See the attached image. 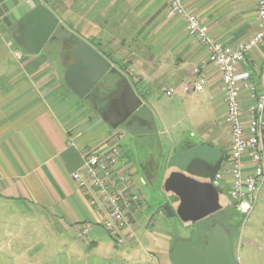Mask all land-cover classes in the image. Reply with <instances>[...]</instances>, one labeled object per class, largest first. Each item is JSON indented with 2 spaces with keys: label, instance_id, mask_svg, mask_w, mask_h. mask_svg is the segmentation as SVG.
<instances>
[{
  "label": "crops",
  "instance_id": "0c3cea01",
  "mask_svg": "<svg viewBox=\"0 0 264 264\" xmlns=\"http://www.w3.org/2000/svg\"><path fill=\"white\" fill-rule=\"evenodd\" d=\"M35 1L69 35L112 62L114 70L93 96L117 99L128 82L143 104L123 124H111L91 98H78L65 84L68 66L56 50L35 55L14 49L12 28L0 19V264H172L175 244H195L194 227L221 213L234 239V200L228 185L213 184L231 154L221 73L208 63L207 47L186 31L185 19L172 14L166 0ZM184 1L223 45L248 41L256 30L255 0ZM15 51L23 54L21 62ZM245 69L255 84L262 83L264 43ZM200 80L204 88L196 91ZM187 87L191 93H185ZM171 88L175 93L169 95ZM242 101L246 108L248 98ZM110 147L122 150L131 190L142 199L134 218L137 239L123 247L102 224L106 208L97 192L85 194L72 178L83 170V151ZM202 184L217 191L208 200L214 209L197 221L181 220L177 209ZM152 188L161 197L150 204L143 190ZM166 205L174 217L160 212ZM175 219L184 230L193 227L189 237L176 235ZM84 227L89 233L80 237ZM235 256L239 264H264V246L249 242Z\"/></svg>",
  "mask_w": 264,
  "mask_h": 264
},
{
  "label": "built area",
  "instance_id": "2783aa9c",
  "mask_svg": "<svg viewBox=\"0 0 264 264\" xmlns=\"http://www.w3.org/2000/svg\"><path fill=\"white\" fill-rule=\"evenodd\" d=\"M166 2L172 14L185 19L186 31L207 47L208 63L221 73L227 107L226 124L231 131V154L227 168L216 173L213 184L218 188L228 185L235 210L247 218L264 192V75L262 83L257 85L245 69L250 54L264 43V0H255L257 24L254 34L248 41L234 46L216 41L210 35L209 27L184 0ZM13 57L21 62L23 54L15 51ZM194 72L198 73L199 69ZM203 88L204 80H200L194 90L202 91ZM191 91L190 87L185 88V93ZM174 93V88L168 91L169 95ZM243 96L249 100L246 108L243 107ZM82 156L83 170L72 175L74 182L85 194L97 192L106 208L102 224L116 246L123 247L128 240H136L134 218L142 210V199L131 190V170L124 166L122 150L119 147L102 152L85 150ZM119 164L122 167L119 168ZM91 203L95 204V200ZM88 233L89 227H84L79 236L85 237Z\"/></svg>",
  "mask_w": 264,
  "mask_h": 264
},
{
  "label": "water",
  "instance_id": "95a60500",
  "mask_svg": "<svg viewBox=\"0 0 264 264\" xmlns=\"http://www.w3.org/2000/svg\"><path fill=\"white\" fill-rule=\"evenodd\" d=\"M9 15L17 27L25 25L29 30L28 43L23 47L35 55H39L54 39L56 30L61 26L60 19L49 8L35 0H0V18L12 27ZM70 40L74 44L70 51L72 62L65 71L64 81L78 98L87 100L94 88L114 70L113 64L76 35H72ZM142 104L134 88L125 82L121 95L113 101L122 118L117 126L126 122ZM210 198H217L216 189L212 184H202L195 195L188 196L186 205L177 209V215L183 221H197L201 214L214 209L208 201ZM160 212L167 217L176 215L169 205ZM170 260L172 264H239L233 239L219 223H215L210 230L205 246H197L186 240L177 242L170 252Z\"/></svg>",
  "mask_w": 264,
  "mask_h": 264
},
{
  "label": "rangeland",
  "instance_id": "374dc122",
  "mask_svg": "<svg viewBox=\"0 0 264 264\" xmlns=\"http://www.w3.org/2000/svg\"><path fill=\"white\" fill-rule=\"evenodd\" d=\"M62 23V22H61ZM64 24V22H63ZM62 30V32H60ZM65 33V30L62 29V27H59V31H57L58 33ZM67 36V33L65 34ZM13 40V39H12ZM12 45H14V49L19 50V51H23L24 53H26V49L20 45V42L18 40H13L12 41ZM60 45L57 44V42H49L47 44V46L44 49V52H46L47 50H56V54L58 56H62L60 50H59ZM53 54L55 53L52 52ZM106 79V78H105ZM104 79V80H105ZM102 81L104 84L105 81ZM128 128V127H127ZM170 139V138H169ZM127 151V148H126ZM164 167L166 165V161L163 162ZM163 167V166H162ZM163 171V170H160ZM162 173V172H161ZM161 176V175H160ZM159 176V177H160ZM160 181L162 179V176L159 178ZM151 187V186H150ZM143 193L145 194L144 196L147 198V200L150 201V204H152L153 202L155 203L159 197H161V194L159 192L158 189L154 190L152 189H146L143 190ZM263 195V192L260 195V200L257 204L256 209L254 210V212L252 214H250V216H248L247 218L242 217L240 214L236 213V221H237V230H236V235L235 237L233 236V240H234V247H235V253L237 254L240 250H242V248H246V245L249 242H255L256 245H258V247L260 246H264V205L261 203V197ZM227 216H225L224 213L215 215L214 217H204L203 221L199 224L196 225V227H194L195 231H194V235L196 236V231H201V240L203 241L202 245L205 246L206 243V239L210 233V230L214 227L215 223H219L221 224L225 229H228V225H227ZM178 230L180 232H177L176 235H182L183 237H189L192 233L193 227L189 228V229H185L183 227V223L181 221H179V219H175ZM1 226V224H0ZM234 235V234H233ZM194 241L198 242L199 239L198 237H194ZM249 241V242H248ZM248 242V243H247Z\"/></svg>",
  "mask_w": 264,
  "mask_h": 264
},
{
  "label": "flooded vegetation",
  "instance_id": "af4514ba",
  "mask_svg": "<svg viewBox=\"0 0 264 264\" xmlns=\"http://www.w3.org/2000/svg\"><path fill=\"white\" fill-rule=\"evenodd\" d=\"M10 18L12 19V22H13V25L11 27L13 31L12 33L13 37L16 38L20 42L21 46H24L25 44L27 45L28 43L27 34L29 33V30H27L24 27L25 25H22L21 27H17L15 20H13L11 16ZM0 19L3 21L2 18ZM61 27L62 29L65 30V27L63 25H61L60 28ZM57 31H59V28L56 30L54 34V39L51 42H57V44L60 45L59 50L62 53L61 57L65 61L64 64L68 66L71 63V59H69V57H71L70 56L71 50H69V45L73 43L70 40L72 35H69L66 32V30H65V33L63 32V33H58V34H57ZM60 32H62V30ZM66 33H67V36L65 35ZM69 60H70V63H69ZM90 98L95 103V106L97 107V109L100 110V112L104 115V117L111 124L119 123L122 120L118 109L113 105V101L116 100V98L113 95L107 96L104 98H98V97L93 96L91 92Z\"/></svg>",
  "mask_w": 264,
  "mask_h": 264
},
{
  "label": "trees",
  "instance_id": "16d2710c",
  "mask_svg": "<svg viewBox=\"0 0 264 264\" xmlns=\"http://www.w3.org/2000/svg\"><path fill=\"white\" fill-rule=\"evenodd\" d=\"M234 211L237 213V211L235 210V206H234ZM195 231V230H194ZM196 236L198 237V239H199V241L198 242H195V245H197V246H203L202 244V240H201V231H196Z\"/></svg>",
  "mask_w": 264,
  "mask_h": 264
}]
</instances>
